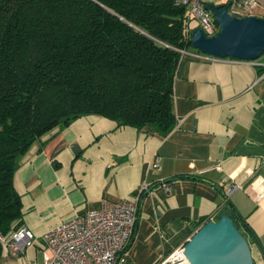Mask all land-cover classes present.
Returning a JSON list of instances; mask_svg holds the SVG:
<instances>
[{
	"label": "crops",
	"instance_id": "1",
	"mask_svg": "<svg viewBox=\"0 0 264 264\" xmlns=\"http://www.w3.org/2000/svg\"><path fill=\"white\" fill-rule=\"evenodd\" d=\"M262 72L250 61L185 57L173 83L177 124L166 137L96 115L42 136L13 177L21 226L35 243L20 255L2 248L0 264L41 263L47 230L104 202L127 200L143 186L125 264L159 263L183 248L201 221H214L226 201L256 238L253 264H264V198L256 202L249 188L253 177H264ZM230 181L241 188L228 195Z\"/></svg>",
	"mask_w": 264,
	"mask_h": 264
},
{
	"label": "trees",
	"instance_id": "2",
	"mask_svg": "<svg viewBox=\"0 0 264 264\" xmlns=\"http://www.w3.org/2000/svg\"><path fill=\"white\" fill-rule=\"evenodd\" d=\"M187 23L173 0H0V235L22 224L13 177L45 134L88 115L171 133L177 50H194ZM222 214L256 242L227 201Z\"/></svg>",
	"mask_w": 264,
	"mask_h": 264
},
{
	"label": "built area",
	"instance_id": "3",
	"mask_svg": "<svg viewBox=\"0 0 264 264\" xmlns=\"http://www.w3.org/2000/svg\"><path fill=\"white\" fill-rule=\"evenodd\" d=\"M162 1V0H156ZM217 0H173L176 6L185 7L188 23L185 33L190 38L194 29L199 28L207 37L218 33L219 27L211 12L205 10V5ZM223 6L229 7V13L238 17L256 16L258 10H264V0H225ZM181 59L189 57L205 62H224L236 60L233 58H216L194 50H177ZM240 61V60H239ZM254 67L262 69L264 77V53L250 61ZM158 166L155 159L153 167ZM225 193L230 194L241 186L234 181L226 184ZM168 188V187H167ZM254 192V200L259 202L264 198V177L257 175L249 183ZM143 186L133 197L118 202H104L101 209L89 211L82 215H74L50 228L41 236L43 244L41 263L29 264H125L127 246L133 236L137 223V208ZM35 243L33 234L25 227L11 230L0 235V245L15 255L25 252ZM157 264H189L183 255V248L172 252Z\"/></svg>",
	"mask_w": 264,
	"mask_h": 264
},
{
	"label": "water",
	"instance_id": "4",
	"mask_svg": "<svg viewBox=\"0 0 264 264\" xmlns=\"http://www.w3.org/2000/svg\"><path fill=\"white\" fill-rule=\"evenodd\" d=\"M204 8L219 30L207 37L201 29H194L190 44L196 51L240 61H254L264 53V18L238 17L229 13L228 6L213 3ZM183 255L189 264H253L246 238L225 214L203 224L185 243Z\"/></svg>",
	"mask_w": 264,
	"mask_h": 264
},
{
	"label": "rangeland",
	"instance_id": "5",
	"mask_svg": "<svg viewBox=\"0 0 264 264\" xmlns=\"http://www.w3.org/2000/svg\"><path fill=\"white\" fill-rule=\"evenodd\" d=\"M216 5H222L225 3V0H217L214 2ZM257 17L264 18V10H258L257 11ZM193 48V47H192ZM192 50V49H191Z\"/></svg>",
	"mask_w": 264,
	"mask_h": 264
}]
</instances>
